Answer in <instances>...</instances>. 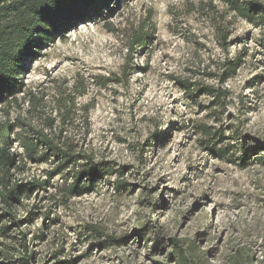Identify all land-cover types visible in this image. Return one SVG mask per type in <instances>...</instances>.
<instances>
[{"label":"rangeland","instance_id":"obj_1","mask_svg":"<svg viewBox=\"0 0 264 264\" xmlns=\"http://www.w3.org/2000/svg\"><path fill=\"white\" fill-rule=\"evenodd\" d=\"M201 1L121 0L109 25H80L29 64L25 82L44 97L47 113L55 116L53 97L71 85L77 108L89 105L87 125L80 110L67 125L73 142L97 160L126 166L123 176L100 180L66 203L61 177L37 191L38 200L31 194L42 208L20 227L35 253L32 264H178L171 237L184 248L195 242L200 264H264V160L253 152L257 140L264 142V28L236 18L231 44L223 49L211 21L195 10ZM147 23L155 27L154 40L132 53L123 31ZM237 56L243 61L234 76L222 81L206 74L222 73L223 62ZM126 64L146 69L107 88L99 85L98 76H120ZM175 76L223 90L222 103L212 105V95L187 98ZM20 105L13 117L29 107ZM7 109L0 108V121ZM199 123L225 132L220 145L244 138L251 164L209 153L200 143ZM234 151V158L242 154ZM48 167L31 164L13 172V180L46 178ZM117 179L128 183L126 191L114 188ZM17 215L27 213L17 209Z\"/></svg>","mask_w":264,"mask_h":264},{"label":"trees","instance_id":"obj_2","mask_svg":"<svg viewBox=\"0 0 264 264\" xmlns=\"http://www.w3.org/2000/svg\"><path fill=\"white\" fill-rule=\"evenodd\" d=\"M214 1L221 3L223 8L219 9ZM120 3L121 0H0V108H9L4 110L6 117L0 121V256L6 260L0 261V264H32L34 260L35 253L29 250L27 233L20 227L25 221H34L42 208L38 202L32 203V193L35 192V199L38 200L37 191H46L51 180L61 177L65 183L58 188L63 203H66L72 197L94 190L100 180H106L114 174H125L126 166L115 168L109 161L95 159L92 153L82 150L68 135L67 125H74L78 110L84 114L82 120L88 124L89 105L77 108L75 97L69 91L74 92V86L71 85L69 90L68 87L60 90L53 97L56 112L53 116L52 112L47 113L45 109L44 97L37 96L39 92L25 82L29 64L43 55L46 49L66 39L80 25L101 21L109 25L108 20ZM195 10L211 21L216 40L226 50L231 44V27L236 18L254 27L264 28V0H202ZM155 32V27L149 23L137 28H125L123 36L128 42L126 48L132 53L143 49L153 42ZM242 61L241 56L227 59L223 62L225 69L222 73L206 74L219 76L224 81L234 76ZM137 68L146 69L126 64L120 76H98L99 85L107 88L112 81L120 83L122 78L134 74ZM173 78L187 98L195 101L203 95H212L215 97L212 105L222 103V96L225 95L223 90L188 77ZM80 94L86 93L83 91ZM20 101L28 102L29 107L23 114L20 111L13 117L11 110L16 106L22 110ZM197 129L203 137L199 139L200 143L209 153L232 162L239 160L237 164L242 167L251 164V155L244 138L223 146L220 144L228 137L221 128L199 123ZM235 148L242 151L236 158ZM253 152L259 153V160H264V142L257 140ZM31 164H48L50 167L44 170L47 177H34L27 182L13 180V172L22 173ZM113 186L119 192L126 191L128 183L117 179L113 181ZM17 209L27 213L25 218H18ZM42 216L48 219L49 212ZM57 220L53 218L51 222ZM15 226L18 231L13 228ZM47 226L48 223L45 224ZM144 228L138 229L142 238L145 236L142 232ZM170 241L173 246L171 255L178 264H200L196 258L195 242L184 248L182 240L171 237ZM124 242V239L120 240L119 244ZM158 244L159 239H156L155 246ZM235 264H241L240 260Z\"/></svg>","mask_w":264,"mask_h":264}]
</instances>
